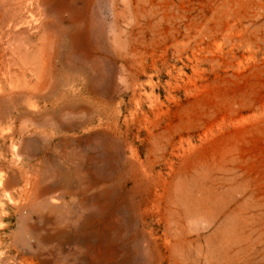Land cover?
I'll return each mask as SVG.
<instances>
[{
    "label": "rangeland",
    "instance_id": "1",
    "mask_svg": "<svg viewBox=\"0 0 264 264\" xmlns=\"http://www.w3.org/2000/svg\"><path fill=\"white\" fill-rule=\"evenodd\" d=\"M0 130V264H264V0H0Z\"/></svg>",
    "mask_w": 264,
    "mask_h": 264
},
{
    "label": "bare ground",
    "instance_id": "2",
    "mask_svg": "<svg viewBox=\"0 0 264 264\" xmlns=\"http://www.w3.org/2000/svg\"><path fill=\"white\" fill-rule=\"evenodd\" d=\"M2 130H0V133L2 134V132H1ZM11 140V139H10ZM6 192V191H5ZM8 196H9V194H8Z\"/></svg>",
    "mask_w": 264,
    "mask_h": 264
}]
</instances>
